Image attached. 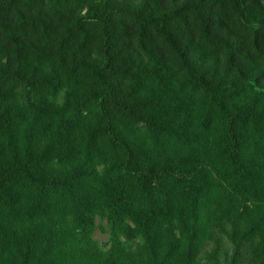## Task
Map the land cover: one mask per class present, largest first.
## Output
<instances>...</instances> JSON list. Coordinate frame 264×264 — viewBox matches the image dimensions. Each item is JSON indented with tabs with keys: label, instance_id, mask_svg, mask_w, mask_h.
Listing matches in <instances>:
<instances>
[{
	"label": "trees",
	"instance_id": "16d2710c",
	"mask_svg": "<svg viewBox=\"0 0 264 264\" xmlns=\"http://www.w3.org/2000/svg\"><path fill=\"white\" fill-rule=\"evenodd\" d=\"M0 264H264V0H0Z\"/></svg>",
	"mask_w": 264,
	"mask_h": 264
},
{
	"label": "rangeland",
	"instance_id": "374dc122",
	"mask_svg": "<svg viewBox=\"0 0 264 264\" xmlns=\"http://www.w3.org/2000/svg\"><path fill=\"white\" fill-rule=\"evenodd\" d=\"M97 238L101 241H105L107 239V234L106 233H103L101 231H98L97 232Z\"/></svg>",
	"mask_w": 264,
	"mask_h": 264
}]
</instances>
